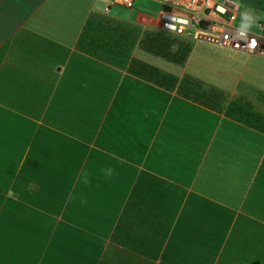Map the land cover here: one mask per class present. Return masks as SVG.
Instances as JSON below:
<instances>
[{"label":"crops","instance_id":"1","mask_svg":"<svg viewBox=\"0 0 264 264\" xmlns=\"http://www.w3.org/2000/svg\"><path fill=\"white\" fill-rule=\"evenodd\" d=\"M237 1L255 34L264 8ZM160 9L0 0V264H264V53Z\"/></svg>","mask_w":264,"mask_h":264},{"label":"built area","instance_id":"2","mask_svg":"<svg viewBox=\"0 0 264 264\" xmlns=\"http://www.w3.org/2000/svg\"><path fill=\"white\" fill-rule=\"evenodd\" d=\"M161 5L158 14L162 30L208 42L220 47L249 53L264 50V39L256 38L248 29L237 23L240 3L237 0H155ZM126 8H133L136 0H117ZM224 8L226 11H219ZM184 21H187L185 24ZM175 25V30L169 28ZM258 41L254 51L247 49L251 39ZM239 45V46H237Z\"/></svg>","mask_w":264,"mask_h":264},{"label":"trees","instance_id":"3","mask_svg":"<svg viewBox=\"0 0 264 264\" xmlns=\"http://www.w3.org/2000/svg\"><path fill=\"white\" fill-rule=\"evenodd\" d=\"M165 35H167L168 38L165 39L164 41H162L161 43H159L156 50H153L154 53L156 55H159L160 57L171 60V61L175 62L176 64L184 65L186 63V61L188 60L190 53L193 50V47H194L193 42L191 40H188V39H185V38H182L179 36L168 35V34H165ZM172 45L176 46V49L174 51H171ZM211 98L214 100L213 94H212ZM209 104L210 103H208V105ZM162 110L161 109L159 110L160 111L158 114L159 119L161 118ZM208 118H209L208 120H210L208 122H211V120H213L214 117L212 115L208 114ZM109 202L110 201H108V205H105V203H103L101 205H96V207H95L96 217L99 218L100 220H102L103 214L106 216L108 215L107 212L110 210L109 209V205H110Z\"/></svg>","mask_w":264,"mask_h":264},{"label":"rangeland","instance_id":"4","mask_svg":"<svg viewBox=\"0 0 264 264\" xmlns=\"http://www.w3.org/2000/svg\"><path fill=\"white\" fill-rule=\"evenodd\" d=\"M249 1H252V3L256 6H261L262 8H264V0H242L243 7H246ZM255 25H256L255 30H254L255 37L260 38L262 36L264 39V19H259V21H257ZM259 53L263 54L264 50L263 49L260 50Z\"/></svg>","mask_w":264,"mask_h":264},{"label":"clouds","instance_id":"5","mask_svg":"<svg viewBox=\"0 0 264 264\" xmlns=\"http://www.w3.org/2000/svg\"><path fill=\"white\" fill-rule=\"evenodd\" d=\"M184 23L186 24L187 21H184ZM168 27L175 30V25H169ZM257 47H258V41L255 38L251 39V41L247 44V49L250 51H254L255 49H257Z\"/></svg>","mask_w":264,"mask_h":264},{"label":"snow or ice","instance_id":"6","mask_svg":"<svg viewBox=\"0 0 264 264\" xmlns=\"http://www.w3.org/2000/svg\"><path fill=\"white\" fill-rule=\"evenodd\" d=\"M218 10L221 11V12L226 11V9H224V8H220Z\"/></svg>","mask_w":264,"mask_h":264}]
</instances>
